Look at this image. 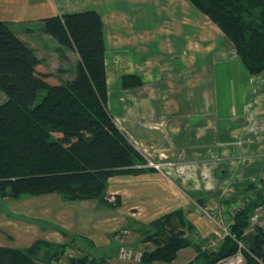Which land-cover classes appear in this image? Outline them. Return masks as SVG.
<instances>
[{"label": "crops", "instance_id": "1", "mask_svg": "<svg viewBox=\"0 0 264 264\" xmlns=\"http://www.w3.org/2000/svg\"><path fill=\"white\" fill-rule=\"evenodd\" d=\"M108 1L0 0V20L8 22L39 56L40 45L48 46L49 41H54L59 51L65 47L48 33L38 40L27 35L32 34L31 24L40 22L43 27L44 19L50 16L96 10L103 20L107 65L111 39L124 43L117 28L129 20L103 13L101 8ZM204 19L206 28L200 27L198 35L189 36L188 46L178 53L177 85H172L174 77L158 75L147 62L135 72L143 81L138 90L116 94L114 104L109 93L117 124L147 163L151 160L159 166L146 164L142 171L112 175L106 193L109 201L118 200L115 205L97 198L67 200L57 193L0 197V207L9 217L7 225H13L18 237L10 241L8 235L1 234L5 239L0 246L28 248L39 239L62 244L79 224L82 231H75L73 239L87 241L111 262L117 250L120 258L126 237L133 240L139 229L177 211L192 223L195 241L208 240L209 246L221 242L219 226L206 211L218 212L221 222L226 223L230 204L240 201L252 182L264 179V70L252 74L235 47L215 46L212 30L218 35L224 32L207 15ZM206 55H215L216 60L201 57ZM173 86H177V94L167 95ZM27 204L32 207L24 206ZM15 206L26 212L13 209ZM262 213L260 220L264 222V209ZM41 222L48 224L42 227ZM40 229L52 233L36 238ZM182 254L181 264H187L196 251L189 246L181 249L178 257ZM45 255L42 249L39 264L46 263Z\"/></svg>", "mask_w": 264, "mask_h": 264}, {"label": "trees", "instance_id": "2", "mask_svg": "<svg viewBox=\"0 0 264 264\" xmlns=\"http://www.w3.org/2000/svg\"><path fill=\"white\" fill-rule=\"evenodd\" d=\"M190 1L232 41L249 72L264 70V0ZM42 29L61 46L75 50L79 60L73 78L49 82L38 72L41 59L34 48L0 20V92L7 97L0 103V197L57 193L67 200L97 198L115 205L118 200L107 198L109 178L147 169V160L109 108L102 17L96 10L57 14L45 18ZM142 83L137 74L121 78L124 88ZM260 205L264 206V179L248 186L230 234L216 248L208 240H194V227L181 211L168 213L147 227L159 233L155 248L144 251L140 264H173L179 251L189 246L197 254L187 264H219L238 251L239 241L245 246V264H264V222L251 223ZM70 243L39 239L28 248L0 246V264H39L42 249L49 264L60 260ZM77 263L108 261L89 249L71 258L70 264Z\"/></svg>", "mask_w": 264, "mask_h": 264}, {"label": "rangeland", "instance_id": "3", "mask_svg": "<svg viewBox=\"0 0 264 264\" xmlns=\"http://www.w3.org/2000/svg\"><path fill=\"white\" fill-rule=\"evenodd\" d=\"M101 11L104 13L108 11V17H127L129 20L120 24L118 32L124 38L123 42H114L113 38L110 42V48L107 55V73L110 77L109 93L111 100L119 93L131 94L134 89L138 90V87L124 88L121 87L120 82L124 74H137L138 69L145 67L143 64L149 62L150 66L155 68L158 75L163 77H174V83L177 85L176 79L178 74V53L184 50L189 44V36L194 37L198 35V28H206L203 23L206 21V15L198 9L190 0H110L104 6ZM212 22V21H211ZM215 24V23H214ZM32 34L38 40L45 33L40 26V22H36L30 25ZM205 31V30H204ZM222 32V31H221ZM215 34L212 30L211 35L213 38V44L218 48H234L232 41L224 34ZM51 36V35H50ZM51 38H53L51 36ZM52 40H55L54 38ZM53 42V43H52ZM49 41L48 46L40 45L39 56H41V63L38 65V72L46 74V79L51 82H61L62 80L71 79L75 75L76 61L79 57L78 53L65 46L64 51H59V48L55 47L54 41ZM45 44V43H44ZM58 46V45H57ZM47 49H51L47 51ZM202 58L210 59L214 62L215 55L201 56ZM217 60H220V56H217ZM240 62V61H238ZM203 63V62H202ZM206 63H209L208 61ZM134 70V71H132ZM138 75V74H137ZM140 76V75H139ZM161 86V84H160ZM174 87V86H173ZM176 87L169 88L167 95H176ZM171 89V90H170ZM44 91L40 93L39 98L44 95ZM7 100L6 95L0 92V103ZM115 100V97H114ZM114 100L112 101L114 104ZM112 105H109L111 109ZM26 204V203H23ZM31 208V204L24 205ZM17 211H25L26 209L13 207ZM26 212V211H25ZM27 213H32L28 211ZM263 214V213H262ZM9 217H7L4 209L0 207V242H4L3 236L8 235L10 241L17 240L16 230L13 225H7ZM14 222V221H11ZM75 222V221H74ZM17 224V223H15ZM42 227L47 226V222H41ZM11 226V227H10ZM25 226H28L25 225ZM73 233L69 234L66 241L71 242L68 245L72 256L63 254L62 259L65 264H70L72 257L84 256L90 249L91 255L97 252L95 247L87 244L85 240L73 239L76 234L75 231L79 230V224L75 225ZM8 228V231L5 230ZM52 232L49 230L40 229L37 231L36 238H46L48 234ZM82 233V232H81ZM139 235L134 237H126V246L132 248L137 253L135 259L138 261H124L118 256V250L111 257V262L108 264H140L144 257L145 250H152L155 248V241L159 230L154 229H139ZM131 238V240L129 239ZM5 239V238H4ZM23 239V238H22ZM26 240V239H24ZM33 241V240H32ZM30 241V242H32ZM137 242V243H133ZM8 243V242H7ZM11 245V244H9ZM219 244L211 246L216 248ZM197 254V253H196ZM183 254L178 257L175 264H181L183 260ZM46 262V261H45ZM43 264V262H41ZM48 264V262L44 263ZM49 264H53L49 263ZM78 264V263H77ZM154 264H167L161 262H155Z\"/></svg>", "mask_w": 264, "mask_h": 264}, {"label": "built area", "instance_id": "4", "mask_svg": "<svg viewBox=\"0 0 264 264\" xmlns=\"http://www.w3.org/2000/svg\"><path fill=\"white\" fill-rule=\"evenodd\" d=\"M147 165H150V166L156 165L157 167L159 166L158 164H156L155 162H153L151 160H149ZM241 201H242V199L240 201L233 203V204H230V206L228 207V211L230 212V215L228 217L229 220L228 221L226 220L227 221L226 223L221 222L222 216L218 215L217 214L218 212L216 213L213 211H210V212L206 211L212 217L214 222L219 226L221 239L224 238V236L230 234L229 226L233 221V217H234L236 210L241 206ZM263 209H264V206H262V205H260L256 208L255 213L251 217L252 225L261 221L260 218H261ZM238 244H239L238 251L235 254L222 259L219 262V264H245V255H244L245 246H244L242 241H239ZM65 254L72 256V253L70 252L69 248H67ZM119 255H120L121 259L129 261V262L138 261L135 259L137 253L134 252V250H132V248H130L126 245H124L120 248ZM53 264H65V263H64L63 259L61 258L58 261L53 260Z\"/></svg>", "mask_w": 264, "mask_h": 264}]
</instances>
